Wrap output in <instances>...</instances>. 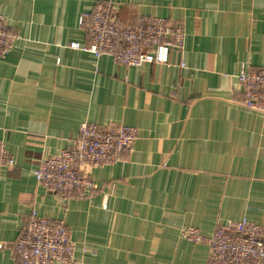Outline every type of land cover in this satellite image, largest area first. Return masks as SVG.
Returning <instances> with one entry per match:
<instances>
[{
    "label": "crops",
    "instance_id": "crops-1",
    "mask_svg": "<svg viewBox=\"0 0 264 264\" xmlns=\"http://www.w3.org/2000/svg\"><path fill=\"white\" fill-rule=\"evenodd\" d=\"M100 1L118 6L120 26L180 25L182 53L168 67H123L70 49L89 43L79 18ZM0 15L16 39L0 58V142L14 161L0 169V264H16L32 210L71 230L74 264H206L207 244L182 229L264 227V116L243 106L236 80L264 68V0H0ZM83 122L138 138L119 163L82 168L95 193L63 204L32 171Z\"/></svg>",
    "mask_w": 264,
    "mask_h": 264
},
{
    "label": "built area",
    "instance_id": "built-area-1",
    "mask_svg": "<svg viewBox=\"0 0 264 264\" xmlns=\"http://www.w3.org/2000/svg\"><path fill=\"white\" fill-rule=\"evenodd\" d=\"M117 5L97 2L89 14L79 18V25L88 21V44L72 42L69 48L106 55L123 67L145 64L170 66L169 55L181 54L185 40L183 28L163 18H149L128 26L118 24ZM15 37L0 15V58H6L14 48ZM180 68L185 64L179 63ZM243 95V106L264 116V68L250 69L236 76ZM130 126H98L83 122L78 138L69 148L42 158L32 171L36 182L48 193L66 204L72 200L88 199L95 193L93 181L82 168H104L121 161L137 140ZM14 161L0 142V169L13 166ZM192 243L208 246L206 264H264V227L242 219L227 226H217L210 237H203L193 227L180 232ZM76 244L71 230L61 220L40 217L32 210L21 235L13 245L16 264H74Z\"/></svg>",
    "mask_w": 264,
    "mask_h": 264
}]
</instances>
